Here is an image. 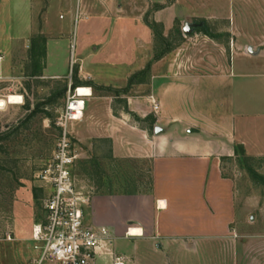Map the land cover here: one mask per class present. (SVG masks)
<instances>
[{"label": "rangeland", "instance_id": "1", "mask_svg": "<svg viewBox=\"0 0 264 264\" xmlns=\"http://www.w3.org/2000/svg\"><path fill=\"white\" fill-rule=\"evenodd\" d=\"M0 54V99L23 98L0 104V264L37 263L33 228L50 195L38 174L78 87L93 91L70 124L75 180L90 203L96 193L149 189L151 163L128 145L115 152L111 127L154 133L171 83L198 82L173 102L236 115L263 147L264 0H0ZM224 167L236 181L234 239L192 243L175 264H264V149L238 143Z\"/></svg>", "mask_w": 264, "mask_h": 264}, {"label": "crops", "instance_id": "2", "mask_svg": "<svg viewBox=\"0 0 264 264\" xmlns=\"http://www.w3.org/2000/svg\"><path fill=\"white\" fill-rule=\"evenodd\" d=\"M9 18L14 20L15 15ZM197 83L186 90L180 83L166 87L154 133L111 127L115 152L128 145L132 154L151 163V183L143 192L96 193L85 217L90 225L110 229L116 237L114 248L130 264H175L176 253L190 249L192 243L233 240L232 230L239 228L236 181L226 174L224 162L238 143L247 150L264 149V136L260 147L254 139L259 131L244 128L236 115L216 118L197 113L189 102L187 110L179 107L184 102H173L174 96L191 92ZM115 129L128 135L125 141L116 140L122 135ZM93 133L102 137L104 132ZM132 227L141 229L142 235L126 237Z\"/></svg>", "mask_w": 264, "mask_h": 264}, {"label": "built area", "instance_id": "3", "mask_svg": "<svg viewBox=\"0 0 264 264\" xmlns=\"http://www.w3.org/2000/svg\"><path fill=\"white\" fill-rule=\"evenodd\" d=\"M3 58L0 54V61ZM85 99L77 93L70 97L58 121L61 135L53 157L38 174L50 188V195L45 203V221L33 228L34 248L39 252L37 264H130V259L114 248L116 237L110 229L86 222L85 208L91 199L78 189L75 180L79 155L70 129L72 122L83 119ZM152 103L158 112L160 105L154 97Z\"/></svg>", "mask_w": 264, "mask_h": 264}, {"label": "bare ground", "instance_id": "4", "mask_svg": "<svg viewBox=\"0 0 264 264\" xmlns=\"http://www.w3.org/2000/svg\"><path fill=\"white\" fill-rule=\"evenodd\" d=\"M78 96H82L84 98L90 97L93 94V91L89 87H79V89L76 91ZM5 103L17 105L23 103V98L20 95L10 94L7 97V100L0 99V104L4 105ZM130 236H139L142 235V230L137 227H132L130 232Z\"/></svg>", "mask_w": 264, "mask_h": 264}, {"label": "water", "instance_id": "5", "mask_svg": "<svg viewBox=\"0 0 264 264\" xmlns=\"http://www.w3.org/2000/svg\"><path fill=\"white\" fill-rule=\"evenodd\" d=\"M186 32L189 33V24L186 26Z\"/></svg>", "mask_w": 264, "mask_h": 264}]
</instances>
